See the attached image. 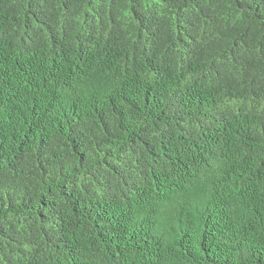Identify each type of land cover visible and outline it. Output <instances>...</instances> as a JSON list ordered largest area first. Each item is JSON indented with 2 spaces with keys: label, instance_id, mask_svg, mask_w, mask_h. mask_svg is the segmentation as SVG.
<instances>
[{
  "label": "trees",
  "instance_id": "obj_1",
  "mask_svg": "<svg viewBox=\"0 0 264 264\" xmlns=\"http://www.w3.org/2000/svg\"><path fill=\"white\" fill-rule=\"evenodd\" d=\"M0 264H264V0H0Z\"/></svg>",
  "mask_w": 264,
  "mask_h": 264
}]
</instances>
